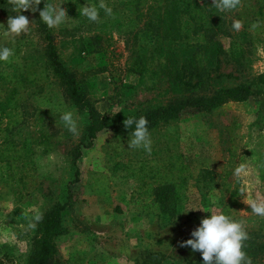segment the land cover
<instances>
[{
    "label": "rangeland",
    "instance_id": "obj_1",
    "mask_svg": "<svg viewBox=\"0 0 264 264\" xmlns=\"http://www.w3.org/2000/svg\"><path fill=\"white\" fill-rule=\"evenodd\" d=\"M137 1L104 0L112 15L98 9L99 22H91L79 9L86 4L98 7L100 0H46L62 5L68 14L64 23L51 28L55 47L64 67L83 80L89 100L100 114H132L190 93L206 95L219 87L248 82L264 73V25L251 28L258 21V0H242L236 10L224 12L215 8L213 0H195L209 24L219 26L201 48L202 64L209 75L195 87L181 85L174 76L172 59L177 50H163L146 32L137 34L144 70L139 75L128 72L125 40L142 23L151 0L139 8L141 17L136 23ZM20 14L29 18V32L6 38L7 19L17 13L10 7L7 11L0 8V47L14 52L9 61H0V86H17L22 123L14 129L12 139L26 144L28 187L17 192L0 175L1 262L24 263L34 229H27L29 218L63 202L68 191V205L60 220L62 233L54 239L55 264H192L202 254L190 246L181 247L180 242L192 238V230L204 217L219 212L198 201L194 177L201 167L212 168L218 174L217 182L237 188L233 194L237 203L224 214L243 221L249 236L244 242L264 246V217L244 203V199L264 198V110L260 108L264 109V102L261 105L259 95L227 102L210 114L185 111L158 125L148 131L150 154L143 148L129 149L130 134L103 129L91 146L81 148L77 180L72 181V149L83 134L85 116L62 95L51 75H40L43 43L34 13ZM234 19L242 22L240 31L232 30ZM177 52L183 55L182 50ZM218 73L222 75L216 76ZM69 110L77 121L78 136L60 120ZM230 119L233 124L228 136L225 126ZM181 162L186 170L179 172ZM241 165L247 175L238 181L234 170ZM178 175L188 183L185 202L174 215H161L151 194L150 188L157 184L153 178L169 182ZM141 176L150 184L148 190L141 185ZM252 264H264V251Z\"/></svg>",
    "mask_w": 264,
    "mask_h": 264
},
{
    "label": "trees",
    "instance_id": "obj_2",
    "mask_svg": "<svg viewBox=\"0 0 264 264\" xmlns=\"http://www.w3.org/2000/svg\"><path fill=\"white\" fill-rule=\"evenodd\" d=\"M258 1H261V3L257 7L255 15H257L260 22L262 21L261 25L263 26L264 0ZM144 2L145 0L135 2L134 10L136 14L134 15V21L136 23L140 20L139 8ZM45 3L46 0H42L38 8L42 10ZM8 7L11 8V5L7 4V0H0L1 9L7 11ZM145 7L142 23L138 24L131 33L129 32L130 38L125 40L129 50L128 61L126 62L127 71L139 75L144 70L142 56L138 51L137 34L138 32H146L154 41H157V44L163 50L167 47L171 52L174 49L183 51V55L176 51L172 59L174 65H176L174 76L181 85L190 89L200 84L209 75L202 64L200 51L203 44L206 41H211L216 31H219L217 30L219 26L209 24V21L206 20V14L195 0H151ZM33 20L43 43L40 75H44L46 78L51 75L60 88L62 95L84 114L86 120L83 134L78 144L72 149L71 162L74 167L72 181L77 180L76 161L81 154V148L91 146L96 134L103 129L113 130L120 135L130 134L135 126L133 125L129 129L125 128L123 121L127 117L134 119H139L141 116L145 117L148 121L147 128L149 131L158 125L177 119L185 111L196 114H210L227 102H241L252 95L260 96L261 105L264 102V73H259L248 82L219 87L211 90L206 95L190 93L169 100L163 105L146 107L132 114L119 113L113 116H101L89 100L83 80L78 79L74 72L66 69L59 59L53 32L40 20L39 11L34 13ZM176 56H179V58ZM218 62V59H216L215 70L218 69ZM220 75L222 74L218 73L216 76ZM17 92V86H6L4 88L0 86V124L2 125L0 128L2 133L0 136V163L3 164L0 165L2 169L0 175L3 174L6 182L19 192L28 187L26 173L28 164L25 162L28 151L25 143H16L12 139L14 129L22 123L21 102ZM260 108L264 110L263 106H260ZM2 119H4L3 122ZM232 124L233 119H230L225 126L228 136H230L229 132ZM229 141L231 142L232 139ZM227 149L230 150V147ZM184 163L181 162L178 165L179 172L186 170ZM217 176L218 174L212 168L201 167L197 170L194 184L196 191L199 193L198 201L204 207L212 205L214 208H218L219 212L227 213L237 203L233 195L237 192V188L229 182H217ZM142 177H140L141 185H147L148 190L150 184L146 183ZM153 179L157 181V184L150 189L158 212L166 216L174 215L182 203L185 202L184 196L188 185L186 178L178 175L177 179L169 182L156 176ZM223 191L227 193V196L222 194ZM67 193L63 202H55L42 212L43 219L36 223L33 229L30 250L23 264H55L54 239L62 233L60 220L62 212L68 205L70 193L68 191ZM243 250L251 256L253 261L262 254L264 246L261 243L244 242ZM0 264L5 263L0 260ZM192 264H203L202 255L198 256Z\"/></svg>",
    "mask_w": 264,
    "mask_h": 264
},
{
    "label": "clouds",
    "instance_id": "obj_3",
    "mask_svg": "<svg viewBox=\"0 0 264 264\" xmlns=\"http://www.w3.org/2000/svg\"><path fill=\"white\" fill-rule=\"evenodd\" d=\"M41 2L42 0H7V4L11 5L10 11L17 13V15L8 17L7 27L3 32V36L14 38L29 32L30 20L27 16L20 14L22 11L31 10L33 13L39 11L40 20L49 28L58 27L65 22L68 14L62 5L56 6L51 3H45L41 10L38 8ZM241 4L242 0H213V5L221 12L236 10ZM98 9H103L108 16L112 15V9L108 7L104 0H100L98 7L86 4L79 9V12L89 21L99 22L100 14ZM260 26L261 22L258 20L251 25V28L256 29ZM231 28L234 31H240L242 22L239 19H234ZM13 55L12 49L0 47V61L7 62ZM115 113L112 114L114 115ZM103 114L101 113V116ZM60 120L74 136L79 135L77 121L72 111L63 112L60 115ZM123 124L128 129L132 128L133 125L135 126L129 135L128 148H143L150 154L151 138L147 128V119L143 116L139 119L127 117ZM234 175L238 181H241L247 175V170L241 165L234 170ZM241 195H244L243 191ZM244 203L250 206L255 215L264 217V198L244 199ZM42 219L43 214L37 211L33 217L29 218L27 229L35 228L36 223ZM191 237L181 241L180 246H190L192 251H199L202 254L203 264H252L251 257L243 250L244 241L249 239L243 221L234 220L223 212H213L210 216L204 217L199 226L192 230Z\"/></svg>",
    "mask_w": 264,
    "mask_h": 264
}]
</instances>
